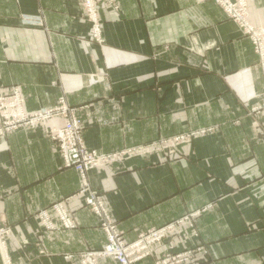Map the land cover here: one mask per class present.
<instances>
[{"label": "crops", "instance_id": "obj_1", "mask_svg": "<svg viewBox=\"0 0 264 264\" xmlns=\"http://www.w3.org/2000/svg\"><path fill=\"white\" fill-rule=\"evenodd\" d=\"M247 4L264 28V0ZM97 12L99 41L82 0H0V94L17 90L28 111L64 98L88 150H135L87 182L127 244L182 222L138 264L182 254V264H264V117L251 113L264 85L251 41L211 0H105ZM62 123L0 136L8 264H78L106 243L49 136ZM180 135L189 137L172 141Z\"/></svg>", "mask_w": 264, "mask_h": 264}, {"label": "built area", "instance_id": "obj_2", "mask_svg": "<svg viewBox=\"0 0 264 264\" xmlns=\"http://www.w3.org/2000/svg\"><path fill=\"white\" fill-rule=\"evenodd\" d=\"M104 1L82 0L86 18L92 26L93 37L98 41L101 26L98 20L97 8ZM211 1L219 6L251 41L262 68L264 85V28L256 27L251 23L247 0ZM251 113L257 116L263 115L264 117V101L261 105L254 107ZM55 119H62L63 123L60 127L51 129L49 136L57 144L63 166L74 169L78 174L81 184L80 192L84 194L85 205L100 218V227L106 236V243L103 248L97 251L80 253L77 256L78 264H99V260L105 258H110L118 264H138L144 259L151 257V248L164 241L182 222L178 221L161 228L150 229L139 235L134 242L127 244L123 239L122 233L112 223L101 198L97 194L88 191L87 174L90 170L121 161L126 156L136 153L135 150H122L110 154H101L94 150H88L82 138L81 120L78 118L76 110L71 108L64 98L59 99L58 105L51 109L28 111L25 108L21 94L17 90H13L11 94L6 96L0 94V135L20 127L44 125ZM188 137V135H180L172 139V141H184ZM52 208L65 229L73 228V222L69 214L60 203L54 204ZM39 217L46 229L51 230L54 228L46 211L41 212ZM7 235L8 230L0 226V251L6 264H8L5 253V238ZM189 258V254L167 255L156 260V264H182L187 262Z\"/></svg>", "mask_w": 264, "mask_h": 264}, {"label": "rangeland", "instance_id": "obj_3", "mask_svg": "<svg viewBox=\"0 0 264 264\" xmlns=\"http://www.w3.org/2000/svg\"><path fill=\"white\" fill-rule=\"evenodd\" d=\"M12 91H13V90H12ZM11 93H12V92H11ZM11 93H10V94H11ZM9 132H10V131H9ZM4 133H5V132H4ZM0 136H2V135H0ZM2 227H3V226H2Z\"/></svg>", "mask_w": 264, "mask_h": 264}]
</instances>
